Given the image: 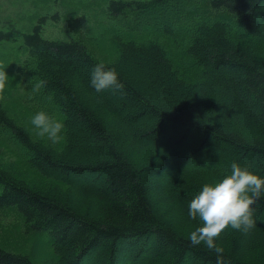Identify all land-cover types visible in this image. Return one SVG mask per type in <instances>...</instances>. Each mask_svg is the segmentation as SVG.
Segmentation results:
<instances>
[{
    "label": "trees",
    "instance_id": "1",
    "mask_svg": "<svg viewBox=\"0 0 264 264\" xmlns=\"http://www.w3.org/2000/svg\"><path fill=\"white\" fill-rule=\"evenodd\" d=\"M168 2H182V11L140 21ZM106 12L124 20L111 31L114 63L82 39L45 38L47 16L28 33L0 22V41L27 46L28 80L46 81L39 92L65 126L60 147L36 141L0 97V131L51 180L35 187L0 166V207L13 206L28 231L49 234L57 260L41 264H216L213 251L190 246L202 222L188 205L233 162L264 178V46L240 40H264V0H108ZM178 43L196 79L181 74L167 48ZM99 63L116 69L123 95L90 86ZM252 207L250 232L228 227L215 241L225 264H264V197ZM31 259L0 244V264Z\"/></svg>",
    "mask_w": 264,
    "mask_h": 264
},
{
    "label": "rangeland",
    "instance_id": "2",
    "mask_svg": "<svg viewBox=\"0 0 264 264\" xmlns=\"http://www.w3.org/2000/svg\"><path fill=\"white\" fill-rule=\"evenodd\" d=\"M107 2L108 0H0L1 27L4 30H16L18 34L28 33L34 30L33 27L41 17L47 16L48 19L42 27V35L45 38L82 39L100 61L114 63L120 55V47L116 44L111 31L112 27L123 28L124 20L108 17ZM182 2L174 8H171L168 2L160 8L165 14H160L159 11L152 12L147 16L141 15L139 19L151 23L154 19L167 18L169 14L178 15L179 11H182L180 8H183ZM240 40L254 46H264V40L253 35H246ZM167 48L176 52L175 55L172 53L171 55L181 74H185L189 79L199 77L197 65L184 56L185 49L182 45L170 44ZM27 50L21 38L0 41V68L8 75L0 97L9 113L25 130L27 129L34 140L58 148L61 143L53 144L47 138L39 137L30 122L40 111L58 121L60 116L56 108H51L40 92H32L34 85L28 80L24 67L28 58ZM61 135L64 139L63 132ZM27 156L28 153L12 134L0 131V166L25 178L35 187L50 186L51 180L35 170ZM1 190L0 184V193ZM24 221L13 206L0 207V244L9 251L29 255L36 264L48 260L56 261L57 255L49 234L44 230L28 231Z\"/></svg>",
    "mask_w": 264,
    "mask_h": 264
},
{
    "label": "clouds",
    "instance_id": "3",
    "mask_svg": "<svg viewBox=\"0 0 264 264\" xmlns=\"http://www.w3.org/2000/svg\"><path fill=\"white\" fill-rule=\"evenodd\" d=\"M8 75L0 68V93H3ZM46 81H38L32 88L38 93ZM90 86L96 93L111 91L114 95H123L124 85L118 80L116 69L106 68L103 63L95 65L90 79ZM31 124L41 138H47L53 144L63 139L61 133L64 124L40 111L31 118ZM231 172L215 184H206L202 191L188 205V216L192 220L200 219L202 226L190 232V246L203 245L216 254V264H225L224 249L215 241L222 232L232 229L247 234L256 226L253 219V205L264 197V178L251 172L237 162L231 164Z\"/></svg>",
    "mask_w": 264,
    "mask_h": 264
},
{
    "label": "bare ground",
    "instance_id": "4",
    "mask_svg": "<svg viewBox=\"0 0 264 264\" xmlns=\"http://www.w3.org/2000/svg\"><path fill=\"white\" fill-rule=\"evenodd\" d=\"M123 15H125V14L123 13Z\"/></svg>",
    "mask_w": 264,
    "mask_h": 264
}]
</instances>
